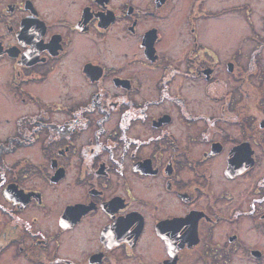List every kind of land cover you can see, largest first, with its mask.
Returning <instances> with one entry per match:
<instances>
[{"label":"flooded vegetation","instance_id":"af4514ba","mask_svg":"<svg viewBox=\"0 0 264 264\" xmlns=\"http://www.w3.org/2000/svg\"><path fill=\"white\" fill-rule=\"evenodd\" d=\"M255 1L0 0V264H264Z\"/></svg>","mask_w":264,"mask_h":264},{"label":"rangeland","instance_id":"374dc122","mask_svg":"<svg viewBox=\"0 0 264 264\" xmlns=\"http://www.w3.org/2000/svg\"><path fill=\"white\" fill-rule=\"evenodd\" d=\"M252 3H253V5H255V4H257V7L259 6V4H260V2H256L255 0H250ZM262 3H264V1H262ZM239 17V16H238ZM239 19H240V17H239ZM241 20V19H240ZM246 30V29H245ZM240 32H241V30H240ZM240 32H239V34H240ZM248 34V33H247ZM232 35H234V32L232 33ZM239 35H236L235 37H234V40H238V37ZM67 68V69H70L72 66L69 64V63H65V65L63 66V68ZM69 71V70H68ZM71 71V70H70ZM70 71H69V73H70ZM63 72H65V73H67V71H65V70H63ZM73 72H75L74 74H75V76H76V78H78V76H77V70L73 67V71H71V73H73ZM54 77H58L57 76V74L55 73V76ZM61 79H62V77H60ZM64 83H65V81H63ZM72 82H74L73 81V79H72ZM71 82V83H72ZM54 88V87H53ZM52 87L50 88V92H53L54 91V89H53ZM86 95V94H85ZM85 95H83V97H85Z\"/></svg>","mask_w":264,"mask_h":264}]
</instances>
